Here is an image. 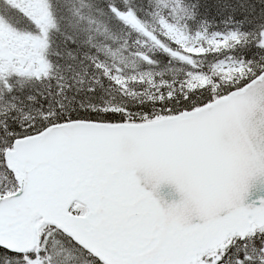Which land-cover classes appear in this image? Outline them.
<instances>
[{"label": "snow or ice", "instance_id": "obj_1", "mask_svg": "<svg viewBox=\"0 0 264 264\" xmlns=\"http://www.w3.org/2000/svg\"><path fill=\"white\" fill-rule=\"evenodd\" d=\"M0 264H264V0H0Z\"/></svg>", "mask_w": 264, "mask_h": 264}]
</instances>
